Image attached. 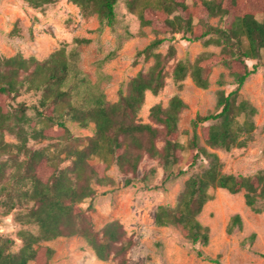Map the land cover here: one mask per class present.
I'll list each match as a JSON object with an SVG mask.
<instances>
[{
    "label": "trees",
    "instance_id": "16d2710c",
    "mask_svg": "<svg viewBox=\"0 0 264 264\" xmlns=\"http://www.w3.org/2000/svg\"><path fill=\"white\" fill-rule=\"evenodd\" d=\"M54 1L26 0L36 8ZM73 1L85 14L97 13L101 30L117 22L119 0ZM125 3L129 11L137 14L141 25L150 26L156 36L137 51V57L152 58L153 63L147 70L133 75L125 88L120 87L116 101L108 100L98 84L83 74L77 65L79 57L75 48L67 51L63 46L45 59L25 57L20 51L12 56L0 55V154H10L17 165L16 180L22 182L18 200L21 204L31 202L25 207L24 217L39 229L38 233L21 229L22 245L17 250L13 248L14 238L0 235V264H48L54 249L41 240L76 234L87 240L99 259L113 257L120 264H127V252L135 241L124 224L112 219L101 231H96L87 208L81 204L96 195L94 184L109 179L107 170L112 164L128 175L137 172L145 154L160 159L167 169L183 159L179 117L186 102L182 96L174 94L167 106L153 105L149 113L151 122L138 120L146 93L157 94L166 85V66L176 51L173 44L166 53L158 48L167 40L168 33L174 37L182 32L188 40L203 39L205 44L221 46L218 52L200 53L192 63L178 60L172 69L175 81L183 80L189 72L198 87L207 89L212 70L219 64L228 69L231 81H227L224 73L220 74L216 80L220 87L216 111L197 113L193 120V135L188 143L191 160L195 163L199 158L206 159L205 169L187 178L174 205L157 206L155 222L162 226L174 225L193 244L205 245L210 240V229L198 216L212 198L210 189L244 191L246 204L253 208L259 200H264L263 171L223 172L221 158L210 150L243 145L245 139L241 135L255 128L253 117L257 107L242 97L240 91L248 77L263 64L264 0H125ZM216 16L220 22L214 25L209 19ZM81 41L88 39H75L76 43ZM248 59H257V62L250 67ZM229 83L234 87L227 91L224 86ZM25 85L29 90L42 91L39 103L20 102L8 108L7 97L19 95ZM30 107L43 122L40 127L36 126L37 122L31 125V135L56 139L43 148L27 145L28 131L22 122L32 121L27 115ZM67 118L82 127L94 124V133L75 135L67 125ZM200 125L201 133H198ZM14 126L19 143L4 139V129ZM158 140L163 141L160 147ZM21 154L25 157L21 158ZM67 159L69 163L62 166ZM6 163L0 159V196L5 190L2 182L6 177ZM241 224L240 215L235 214L227 229L231 232ZM197 253L202 255L203 251L198 249Z\"/></svg>",
    "mask_w": 264,
    "mask_h": 264
},
{
    "label": "rangeland",
    "instance_id": "374dc122",
    "mask_svg": "<svg viewBox=\"0 0 264 264\" xmlns=\"http://www.w3.org/2000/svg\"><path fill=\"white\" fill-rule=\"evenodd\" d=\"M116 10L117 22L114 26L105 25L101 30L97 13L85 14L73 0H55L37 8L26 0H0V55L12 56L20 51L25 57L33 55L45 59L63 46L67 51L75 48L79 57L77 65L83 74L92 83L98 84L108 100L116 101L120 87L125 88L133 75L147 70L153 63L152 58L137 57V51L156 36L150 26H142L137 14L128 10L125 0H119ZM209 22L217 25L219 16L211 17ZM165 35L167 40L158 51L166 53L170 44L174 45L176 51L166 66V85L157 94L146 93L138 120L151 122L149 113L153 105L161 103L167 106L174 94L182 96L186 102L179 117L183 159L167 169L160 159L145 154L137 172L128 175L112 164L107 170L109 179L94 184L96 195L92 199H85L81 205L87 208L96 231H101L104 224L112 219H119L124 224L128 235L135 241L127 252V264H264V200H259L253 208L246 204L244 191L231 193L219 187L210 189L212 198L205 203L198 216L210 229V240L205 245L193 244L174 225L162 226L155 222L157 206L174 205L187 178L205 169L206 159L199 158L195 163L191 160L188 143L193 135V120L197 113L216 111L217 91L220 88L216 80L220 74L224 73L227 81H231L228 69L222 64L213 68L211 84L207 89L198 87L189 72L183 80L175 81L172 69L178 60L192 63L200 53L218 52L221 46L205 44L203 39L188 40L182 32L174 37L170 33ZM76 38L88 41L76 43ZM262 53L263 64L248 77L240 91L242 97L248 98L257 107L253 117L255 128L241 135L245 139L243 145L230 149H210L218 153L222 170L226 173L264 172V50ZM247 62L252 67L257 59H248ZM224 87L229 91L234 85L229 83ZM21 92L7 97L8 108L12 109L20 102L38 104L42 95V91L29 90L26 85ZM27 115L32 121L22 124L28 131V146L43 148L56 141L54 138L33 137L31 125L37 122L36 126L40 127L43 122L32 107L27 109ZM66 122L75 135L94 133V124L82 127L69 118ZM16 129V126L13 129L5 128L4 139L19 143ZM197 131L201 133V125ZM200 143L204 145L202 139ZM162 144L163 141L158 140V146ZM20 157L25 156L21 154ZM0 159L7 161L6 177L2 182L5 190L0 196V235L14 238L16 243L13 248L17 250L22 245L19 237L21 229L35 233L39 229L37 224L25 220V207L31 202L21 204L18 200L22 182L17 183V165L13 163L12 156L0 154ZM68 163L67 159L62 166ZM12 191L15 192L9 195ZM235 214L240 215L242 224L234 226L229 232L228 224ZM41 243L54 249L48 264H120L113 257L99 259L80 234L41 240ZM198 249L203 251L202 255H198Z\"/></svg>",
    "mask_w": 264,
    "mask_h": 264
}]
</instances>
